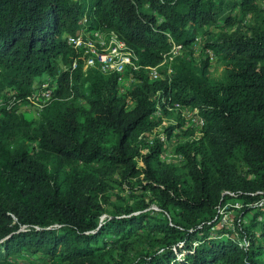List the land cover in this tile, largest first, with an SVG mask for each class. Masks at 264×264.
I'll list each match as a JSON object with an SVG mask.
<instances>
[{"label": "trees", "instance_id": "16d2710c", "mask_svg": "<svg viewBox=\"0 0 264 264\" xmlns=\"http://www.w3.org/2000/svg\"><path fill=\"white\" fill-rule=\"evenodd\" d=\"M84 16L144 65L163 58L165 32L185 47L169 73L140 67L121 90L120 73L87 66L67 43ZM44 78L57 86L38 113L0 104V264H264L258 0H0V97L24 99ZM157 101L163 114L178 101L205 119L175 146L180 164L161 159L160 137L139 139L162 122ZM126 189L136 199L114 193Z\"/></svg>", "mask_w": 264, "mask_h": 264}, {"label": "built area", "instance_id": "2783aa9c", "mask_svg": "<svg viewBox=\"0 0 264 264\" xmlns=\"http://www.w3.org/2000/svg\"><path fill=\"white\" fill-rule=\"evenodd\" d=\"M259 4L260 3V0ZM80 26L74 33H69L66 36V41L69 45L76 49H83L86 53L85 62L88 66L98 68L104 73L118 72L127 81L133 80L131 76L134 70H138L140 67L147 69L152 78H156L160 75V66H167V72L171 69V61L178 56L184 49V44L181 41L176 40L172 34L165 32L168 37L169 47L164 53L163 58L157 64H141L138 54L134 49L126 42V40L120 35L118 31L113 28H96L88 27L87 19L84 16L80 21ZM201 43V37L195 36L191 45L198 50V46ZM209 54V58H214V52L211 48L205 49ZM168 62V63H167ZM76 66V59L72 62V68ZM126 76V77H125ZM56 83L50 78H44L41 83L29 92L24 99H20L14 94V91H8L7 94L0 97V104H6V107L10 106L18 101H22L27 108H33L38 113L53 97ZM9 97L6 101L5 97ZM164 102V101H163ZM164 106L168 111H175L177 115V121L173 120L172 124L177 128H190L195 135L199 137L202 134V127L205 124L204 117L200 114L197 106L184 104L181 102H164ZM154 114L164 118L161 105L156 103ZM180 121V122H179ZM163 122V121H162ZM162 122L150 130L152 134L148 136L149 142H152V137L158 136L161 140L165 141L167 137L165 133L160 131ZM146 148L143 149V151ZM235 205H239L237 202ZM225 221V219H223Z\"/></svg>", "mask_w": 264, "mask_h": 264}, {"label": "rangeland", "instance_id": "374dc122", "mask_svg": "<svg viewBox=\"0 0 264 264\" xmlns=\"http://www.w3.org/2000/svg\"><path fill=\"white\" fill-rule=\"evenodd\" d=\"M259 4V8L261 10H264V0H260ZM253 17L252 14H246V19L249 20ZM235 25L231 26L230 28H233ZM228 28V29H230ZM222 31L226 30V28L221 29ZM217 32L220 31V28H218L216 30ZM168 63V62H167ZM162 68H167V66H160ZM209 73L212 77H221L223 74V62L220 59V57L218 55H216L214 58L210 59V66H209ZM126 77V76H125ZM129 83V80L127 81L126 79H121V83H120V89L122 90V87L125 88V85L127 86V84ZM16 109L20 112H25L28 113L26 111V109H28L26 106H24V103L22 101H18L15 104H13ZM30 114V113H28ZM164 118L162 119V126L165 125H169L173 123V120L177 121V113L175 111H167L166 114H163ZM184 130V131H182ZM161 131V128H160ZM163 132V131H162ZM156 134V133H155ZM152 134L151 131H146L143 134L139 135V139H144L143 137L145 136H150V135H155ZM165 135V134H164ZM198 137L195 135V133L193 132L192 129L190 128H182L179 130H174L170 133L169 136H167L165 138V148L164 151L161 153L160 157L161 159L168 161V162H173L176 164H180L182 163V159L181 156L177 154V152L175 151V146L179 143H184L189 139H197ZM130 190L126 189L125 191H114V193H116L117 195H119L120 197H124L126 200L127 199H136V196L139 193L138 190L134 191L133 193H129ZM154 205H152L153 207Z\"/></svg>", "mask_w": 264, "mask_h": 264}]
</instances>
